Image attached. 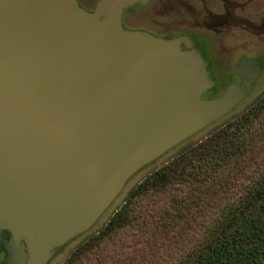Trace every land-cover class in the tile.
Instances as JSON below:
<instances>
[{
	"label": "water",
	"instance_id": "1",
	"mask_svg": "<svg viewBox=\"0 0 264 264\" xmlns=\"http://www.w3.org/2000/svg\"><path fill=\"white\" fill-rule=\"evenodd\" d=\"M0 0V237L5 264H48L139 169L226 115L260 65L212 98L184 37L122 25L136 2ZM183 43L185 48H181Z\"/></svg>",
	"mask_w": 264,
	"mask_h": 264
},
{
	"label": "trees",
	"instance_id": "2",
	"mask_svg": "<svg viewBox=\"0 0 264 264\" xmlns=\"http://www.w3.org/2000/svg\"><path fill=\"white\" fill-rule=\"evenodd\" d=\"M132 193L142 202L127 196L93 232L119 193L54 253L81 237L60 264H264V97L153 169Z\"/></svg>",
	"mask_w": 264,
	"mask_h": 264
},
{
	"label": "flooded vegetation",
	"instance_id": "3",
	"mask_svg": "<svg viewBox=\"0 0 264 264\" xmlns=\"http://www.w3.org/2000/svg\"><path fill=\"white\" fill-rule=\"evenodd\" d=\"M96 1L77 0L87 11L94 9ZM121 22L128 29L190 40L207 62L208 76L214 82L202 98L220 95L232 82L243 88L244 75L234 67L242 56L260 65L258 76L249 79L250 91L242 101L264 74V0H148L125 8ZM181 48H185L183 43ZM7 238L5 232L1 234L0 264L6 255L3 241Z\"/></svg>",
	"mask_w": 264,
	"mask_h": 264
},
{
	"label": "rangeland",
	"instance_id": "4",
	"mask_svg": "<svg viewBox=\"0 0 264 264\" xmlns=\"http://www.w3.org/2000/svg\"><path fill=\"white\" fill-rule=\"evenodd\" d=\"M136 23L140 22V19L137 18L135 21ZM264 97V74L262 77L258 80L256 86L252 90L251 94L244 100L238 103L234 108L233 111H230L226 115L222 116L220 120H218L216 123L209 124L207 128L201 130L197 134H195L193 137H191L187 142H184L182 144H179L178 146L174 147L170 151H168L166 154H163L156 160L152 161L148 165L142 167L139 169L134 175H132L124 185L123 189L121 190L120 194L115 198V200L111 203L107 211L104 213V215L99 219V222L97 225L92 229L94 232L97 230V228L103 224L104 221L107 220V218L111 215V213L118 208L121 204L125 203L127 196L133 197L132 200L140 204L142 201L138 196L133 192V190L136 189L137 184L153 169L160 167L161 165L168 163L172 160V158L176 155L178 151H180L183 148H186L189 145H192L201 139H203L211 130L214 128L223 125L225 122H227L229 119L235 117L236 115L240 114L241 112L255 106L257 102ZM133 195V196H132ZM91 232V231H90ZM81 240V237L70 242L68 245H65L59 252L54 254L48 264H60L62 263L70 254V252L75 248V246L79 243ZM187 247V246H186ZM6 256V255H5ZM3 264H5V257L3 259Z\"/></svg>",
	"mask_w": 264,
	"mask_h": 264
}]
</instances>
